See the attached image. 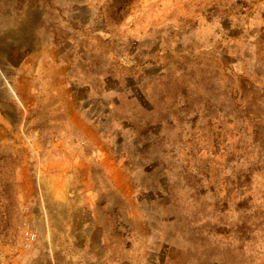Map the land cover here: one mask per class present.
<instances>
[{
    "label": "rangeland",
    "instance_id": "obj_1",
    "mask_svg": "<svg viewBox=\"0 0 264 264\" xmlns=\"http://www.w3.org/2000/svg\"><path fill=\"white\" fill-rule=\"evenodd\" d=\"M258 91L264 0H0V264H264Z\"/></svg>",
    "mask_w": 264,
    "mask_h": 264
},
{
    "label": "trees",
    "instance_id": "obj_2",
    "mask_svg": "<svg viewBox=\"0 0 264 264\" xmlns=\"http://www.w3.org/2000/svg\"><path fill=\"white\" fill-rule=\"evenodd\" d=\"M241 76H243V74ZM231 100V103H234L235 110L245 117L250 118L252 115L257 114L264 117L263 95H261L260 91L253 94L252 97L248 99V102H245L246 98L244 96L238 97V95L231 96ZM252 127V133L255 135L256 142L257 140H261V142L258 145V152L255 153V159L253 162L247 163L246 165L247 170L245 171V176H240V178H246L247 182L256 170H263L264 172V124H262V122L254 121Z\"/></svg>",
    "mask_w": 264,
    "mask_h": 264
},
{
    "label": "built area",
    "instance_id": "obj_3",
    "mask_svg": "<svg viewBox=\"0 0 264 264\" xmlns=\"http://www.w3.org/2000/svg\"><path fill=\"white\" fill-rule=\"evenodd\" d=\"M22 223L24 246L26 248H31L32 245L37 241V232L31 226V222L27 214L24 216Z\"/></svg>",
    "mask_w": 264,
    "mask_h": 264
}]
</instances>
